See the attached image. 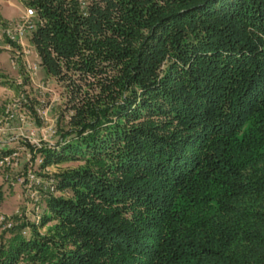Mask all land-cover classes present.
Masks as SVG:
<instances>
[{
  "label": "trees",
  "instance_id": "16d2710c",
  "mask_svg": "<svg viewBox=\"0 0 264 264\" xmlns=\"http://www.w3.org/2000/svg\"><path fill=\"white\" fill-rule=\"evenodd\" d=\"M27 4L72 110L29 150L85 166L57 175L48 235L4 228L0 264H264V0Z\"/></svg>",
  "mask_w": 264,
  "mask_h": 264
},
{
  "label": "rangeland",
  "instance_id": "374dc122",
  "mask_svg": "<svg viewBox=\"0 0 264 264\" xmlns=\"http://www.w3.org/2000/svg\"><path fill=\"white\" fill-rule=\"evenodd\" d=\"M28 7L27 0H0V151H11L0 159V239L4 221L26 222V237L32 225L40 236L48 235L53 222L41 225L47 195L72 196L69 189H57V175L85 166L80 160L41 166V154L29 150L28 145L54 144L57 131L69 127L72 110L67 86L45 73L29 33L9 43L8 30Z\"/></svg>",
  "mask_w": 264,
  "mask_h": 264
},
{
  "label": "built area",
  "instance_id": "2783aa9c",
  "mask_svg": "<svg viewBox=\"0 0 264 264\" xmlns=\"http://www.w3.org/2000/svg\"><path fill=\"white\" fill-rule=\"evenodd\" d=\"M35 15V9L33 7H28L25 9L24 15L22 17H20V19L16 20L13 23V28L9 29V33H8V38H9V43L12 42H17L19 40H21L26 31L29 29H32L34 27V22L32 21V17H34ZM5 48L9 49L10 44H6ZM52 190V187H51ZM1 220H3V218L1 217ZM11 223L10 222H3V227H10Z\"/></svg>",
  "mask_w": 264,
  "mask_h": 264
}]
</instances>
